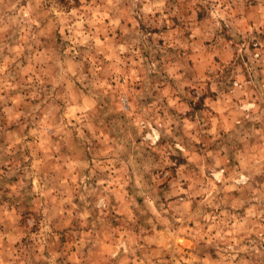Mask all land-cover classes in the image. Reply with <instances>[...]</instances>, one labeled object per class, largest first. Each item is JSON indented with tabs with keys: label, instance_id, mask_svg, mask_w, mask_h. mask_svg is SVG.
I'll list each match as a JSON object with an SVG mask.
<instances>
[{
	"label": "rangeland",
	"instance_id": "rangeland-1",
	"mask_svg": "<svg viewBox=\"0 0 264 264\" xmlns=\"http://www.w3.org/2000/svg\"><path fill=\"white\" fill-rule=\"evenodd\" d=\"M0 264H264V0H0Z\"/></svg>",
	"mask_w": 264,
	"mask_h": 264
}]
</instances>
